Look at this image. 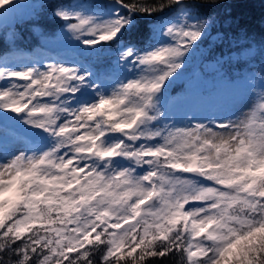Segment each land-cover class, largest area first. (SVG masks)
<instances>
[{
	"label": "snow or ice",
	"instance_id": "6c2138e0",
	"mask_svg": "<svg viewBox=\"0 0 264 264\" xmlns=\"http://www.w3.org/2000/svg\"><path fill=\"white\" fill-rule=\"evenodd\" d=\"M216 3L54 2L82 55L116 47L111 83L0 53V264H264V81L234 119L171 112ZM22 7L0 0V23ZM139 31L147 46L125 39Z\"/></svg>",
	"mask_w": 264,
	"mask_h": 264
},
{
	"label": "trees",
	"instance_id": "16d2710c",
	"mask_svg": "<svg viewBox=\"0 0 264 264\" xmlns=\"http://www.w3.org/2000/svg\"><path fill=\"white\" fill-rule=\"evenodd\" d=\"M54 2L58 1L45 3L40 0L35 8L36 17L21 19L18 26L13 28V40L0 34V53L32 52L41 44L37 29L44 34L58 29L63 22L52 15ZM201 12L216 20L214 27L209 28L207 35L198 42L200 59L193 55L194 59H198L202 71L212 74L216 80L234 81L250 75L259 77V80L264 77V0H217L216 6L204 7ZM141 21H148L149 27L152 24L151 18L142 17ZM125 39L141 47L149 43L142 31L134 32ZM113 48L115 46L110 49ZM105 49L98 54L85 55V58L95 68L106 66L110 64L112 53ZM205 61H215L217 65L209 71L203 66ZM179 88L185 91L183 83L176 84L170 90L171 95L179 94ZM163 264H179V260L169 258Z\"/></svg>",
	"mask_w": 264,
	"mask_h": 264
},
{
	"label": "rangeland",
	"instance_id": "374dc122",
	"mask_svg": "<svg viewBox=\"0 0 264 264\" xmlns=\"http://www.w3.org/2000/svg\"><path fill=\"white\" fill-rule=\"evenodd\" d=\"M50 3V0H44L45 3ZM23 5L14 17L17 21L26 17H36L35 8L40 0H18ZM42 2V1H41ZM63 3H73L75 0L58 1ZM83 3H88L90 0H81ZM91 2H100V0H91ZM177 13H167L163 18L169 16H176ZM18 23L13 26L4 24L0 28V34H5L9 40L12 39L13 28H16ZM37 34L41 40V44L38 45L31 53H23L25 57H28L32 61L51 62L53 60L71 61L74 59L81 60L87 63L85 55L81 54V47L67 38L64 34L62 25L51 31V33L44 34L41 29H37ZM105 51L112 53L110 64L101 67H94V70L103 74H110L109 83L115 79L124 78L128 73L121 71L116 66V58L118 51L115 48H106ZM193 55H199V48H197L188 58V66L185 70L182 79L176 81L173 85L183 83L185 91L178 89L179 94L174 98H181L179 103L171 105V112L177 123H186L185 114L194 115L198 120L210 119H227L229 117L236 118L242 112L247 111L248 107L252 105L259 92L264 77L260 80L255 75L247 76L244 79H236L234 81L228 79L216 80L212 77V74H205L202 71L198 63V59H194ZM196 56V57H197ZM195 57V58H196ZM199 57V56H198ZM200 59V57H199ZM215 61H205L204 68L211 71L216 67ZM216 75V73H213ZM207 122V121H205ZM9 123V122H5ZM5 147L9 151L15 150L18 146L11 140L10 133L5 132Z\"/></svg>",
	"mask_w": 264,
	"mask_h": 264
},
{
	"label": "water",
	"instance_id": "95a60500",
	"mask_svg": "<svg viewBox=\"0 0 264 264\" xmlns=\"http://www.w3.org/2000/svg\"><path fill=\"white\" fill-rule=\"evenodd\" d=\"M17 22V19L14 17V15L13 16H11L6 22H4V23H0V28L4 25V24H6V25H8V26H13V25H15V23Z\"/></svg>",
	"mask_w": 264,
	"mask_h": 264
}]
</instances>
